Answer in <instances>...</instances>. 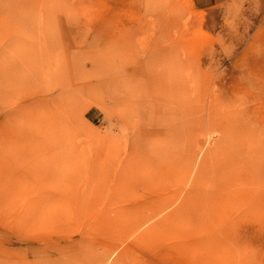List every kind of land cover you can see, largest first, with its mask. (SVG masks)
Listing matches in <instances>:
<instances>
[{
  "label": "rangeland",
  "instance_id": "rangeland-1",
  "mask_svg": "<svg viewBox=\"0 0 264 264\" xmlns=\"http://www.w3.org/2000/svg\"><path fill=\"white\" fill-rule=\"evenodd\" d=\"M263 172L264 0H0V264H264Z\"/></svg>",
  "mask_w": 264,
  "mask_h": 264
},
{
  "label": "bare ground",
  "instance_id": "bare-ground-1",
  "mask_svg": "<svg viewBox=\"0 0 264 264\" xmlns=\"http://www.w3.org/2000/svg\"><path fill=\"white\" fill-rule=\"evenodd\" d=\"M202 153H203V152H202ZM185 155H186V154H185ZM200 155H201V153L199 154V156H200ZM201 157H202V155H201ZM201 157H200V159H201ZM197 158H198V157H197ZM198 160H199V159H198ZM229 166H230V165H229ZM227 167H228V166H227ZM227 167H226V168H227ZM188 171H189V170H188ZM188 171H187V173H188ZM191 173H193V172H191ZM263 174H264V172H263ZM257 182H258V181H257ZM252 183H253V182H252ZM263 187H264V186H263ZM254 189H255V188H254ZM256 190H257V189H256ZM255 198H256V197H255ZM259 200H261V197L258 195L257 198L255 199V201L258 202ZM171 203H172V202H171ZM166 208H167V207H166ZM182 208H183V207H182ZM155 215H156V214H155ZM159 215H160V214H159ZM148 217H149V216H148ZM150 218L153 219V218H152V215H151ZM155 218H156V217H155ZM149 220H150V219H149ZM150 222H151V221H150ZM141 224H142V222L139 223V225H141ZM143 224H144V220H143ZM143 224L141 225L142 227H143ZM137 226H138V225H137ZM142 227H141V228H142ZM137 228H138V227H137ZM137 228H136V229H137ZM141 228H140V229H141ZM140 229H139V230H140ZM135 231H136V230H135ZM137 231H138V229H137ZM132 233H133V232H132Z\"/></svg>",
  "mask_w": 264,
  "mask_h": 264
}]
</instances>
